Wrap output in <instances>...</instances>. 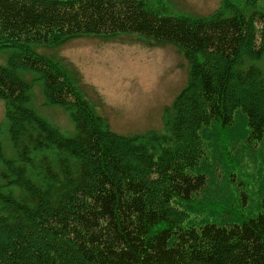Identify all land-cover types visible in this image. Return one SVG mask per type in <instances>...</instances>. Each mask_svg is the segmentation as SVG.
<instances>
[{"label": "trees", "instance_id": "1", "mask_svg": "<svg viewBox=\"0 0 264 264\" xmlns=\"http://www.w3.org/2000/svg\"><path fill=\"white\" fill-rule=\"evenodd\" d=\"M120 34L188 64L161 130L112 131L77 70L35 49ZM4 49L0 264H264V0L205 16L162 0H0ZM35 82L74 136L35 111Z\"/></svg>", "mask_w": 264, "mask_h": 264}, {"label": "rangeland", "instance_id": "2", "mask_svg": "<svg viewBox=\"0 0 264 264\" xmlns=\"http://www.w3.org/2000/svg\"><path fill=\"white\" fill-rule=\"evenodd\" d=\"M171 14L205 16L221 0H162ZM39 53H52L72 65L80 75L85 98L104 117L110 129L118 134H141L161 130L165 107L183 88L188 64L170 45L148 46L133 34L112 38L82 36L73 38L57 49L35 47ZM8 49L0 52L4 64ZM30 78L29 73L25 75ZM35 111L57 126L66 137L75 135L69 113L60 105L45 103L42 86L31 89ZM0 142L3 157L10 159L14 150L9 135L4 101L0 99ZM2 164L0 162V169Z\"/></svg>", "mask_w": 264, "mask_h": 264}]
</instances>
